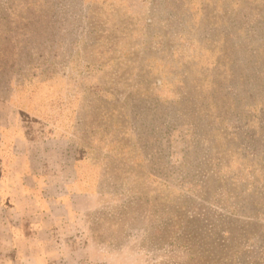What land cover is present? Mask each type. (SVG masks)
I'll list each match as a JSON object with an SVG mask.
<instances>
[{
	"label": "rangeland",
	"instance_id": "1",
	"mask_svg": "<svg viewBox=\"0 0 264 264\" xmlns=\"http://www.w3.org/2000/svg\"><path fill=\"white\" fill-rule=\"evenodd\" d=\"M16 117L96 194L48 264H264V0H0Z\"/></svg>",
	"mask_w": 264,
	"mask_h": 264
},
{
	"label": "crops",
	"instance_id": "2",
	"mask_svg": "<svg viewBox=\"0 0 264 264\" xmlns=\"http://www.w3.org/2000/svg\"><path fill=\"white\" fill-rule=\"evenodd\" d=\"M79 164L67 138L31 134L17 117L0 123V264L55 258L61 230L93 209Z\"/></svg>",
	"mask_w": 264,
	"mask_h": 264
}]
</instances>
